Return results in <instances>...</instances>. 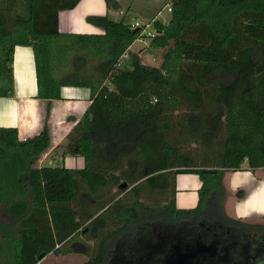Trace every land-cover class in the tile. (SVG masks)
I'll use <instances>...</instances> for the list:
<instances>
[{"label": "trees", "instance_id": "1", "mask_svg": "<svg viewBox=\"0 0 264 264\" xmlns=\"http://www.w3.org/2000/svg\"><path fill=\"white\" fill-rule=\"evenodd\" d=\"M78 1L0 0V97L13 96L14 47L24 45L48 103L32 137L0 126V264L49 253H80L82 264H264V222L223 207L227 171L264 168V0H169L151 34L125 22L128 8L116 20L88 16L103 33L60 32L58 12ZM144 37L164 49L160 65L129 50ZM62 86L90 89L61 154L84 166L38 167ZM181 173L199 177L195 207L175 205Z\"/></svg>", "mask_w": 264, "mask_h": 264}, {"label": "crops", "instance_id": "2", "mask_svg": "<svg viewBox=\"0 0 264 264\" xmlns=\"http://www.w3.org/2000/svg\"><path fill=\"white\" fill-rule=\"evenodd\" d=\"M120 7L107 8L105 0H79L70 9L58 12V29L62 33H103L101 26L87 21L88 16H103L116 20L125 13L126 20L138 21L152 26V21L163 10L169 0H116ZM127 1V2H126ZM136 39L129 47L132 46ZM138 52V51H133ZM139 54V53H138ZM13 96L0 97V126L16 127L19 139L23 140L38 134L43 127L47 100L36 97V77L34 54L30 46L16 45L12 60ZM61 97L50 104L48 124L51 143L40 157L37 166L64 165L67 168H82L84 159L79 155H61L68 146L67 134L80 120L88 108L90 89L78 86H62ZM175 205L177 208H192L197 205L198 189L201 185L199 177L194 173H181L176 176ZM226 190L224 211L227 215L246 219L251 222H264V168H256L252 172L247 163L240 170L227 171L223 178ZM243 195L238 196V191ZM71 257L82 264L86 257L80 253H67L56 256L49 253L40 259L56 263L63 257ZM59 258V259H58ZM1 259L0 262H3Z\"/></svg>", "mask_w": 264, "mask_h": 264}, {"label": "rangeland", "instance_id": "3", "mask_svg": "<svg viewBox=\"0 0 264 264\" xmlns=\"http://www.w3.org/2000/svg\"><path fill=\"white\" fill-rule=\"evenodd\" d=\"M122 2H124V0H122ZM127 2V1H126ZM169 3V1H167ZM166 2V3H167ZM165 3V4H166ZM167 5V4H166ZM164 5V6H166ZM163 6V8H164ZM146 24V23H145ZM145 26V25H144ZM148 31L149 32H154L156 33L153 25L148 27ZM149 37H144V38H141V39H138L132 46V49L133 51H138L139 53V57L140 59L144 62V63H147V64H153V65H160L161 63V60H162V53L164 51V49L162 48H155V49H152L149 47ZM57 257L58 256H61L60 254H55ZM59 259V258H58ZM81 258L79 257V259L77 261H73V259H71V257H63V260L60 259L58 262H54L53 261H45L43 262L42 261V264H80L81 262Z\"/></svg>", "mask_w": 264, "mask_h": 264}, {"label": "built area", "instance_id": "4", "mask_svg": "<svg viewBox=\"0 0 264 264\" xmlns=\"http://www.w3.org/2000/svg\"><path fill=\"white\" fill-rule=\"evenodd\" d=\"M167 4V5H166ZM165 5L166 6H164L165 8H167L168 10H170L171 8H170V3H166ZM126 23H129L130 24V26L132 27V28H141V30L143 31V32H145V33H147V34H151V32H149L148 31V27H149V25L148 24H144V25H142L140 22H138V21H135V22H130V21H128V20H126L125 21ZM128 57V53H127V51H125L122 55H121V59H125V58H127Z\"/></svg>", "mask_w": 264, "mask_h": 264}, {"label": "flooded vegetation", "instance_id": "5", "mask_svg": "<svg viewBox=\"0 0 264 264\" xmlns=\"http://www.w3.org/2000/svg\"><path fill=\"white\" fill-rule=\"evenodd\" d=\"M140 247V246H139ZM127 248H128V251L129 252H132L133 250L134 251H136V250H141V249H138L137 247H136V245H134V244H129L128 246H127ZM206 252H209L208 250H206ZM144 253V254H143ZM142 253V255H143V257H145L146 256V254H148L149 255V253L146 251V250H144V252ZM205 254V253H204ZM147 255V256H148ZM193 256V254H191L190 255V257L191 258H188V257H181L180 256V259H179V261H185V260H189L190 259V261H192V258H195V257H192ZM178 260V259H177ZM148 259H146L145 261H143V263L142 264H147L148 263ZM189 261V262H190ZM199 261V260H198ZM180 264H184V263H181V262H179ZM127 264H131V261H130V258L129 259H127Z\"/></svg>", "mask_w": 264, "mask_h": 264}]
</instances>
